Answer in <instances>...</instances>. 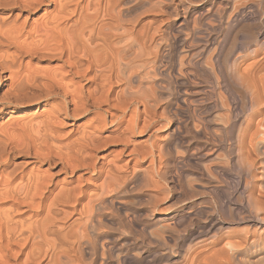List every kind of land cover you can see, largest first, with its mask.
Instances as JSON below:
<instances>
[{
	"label": "bare ground",
	"instance_id": "obj_1",
	"mask_svg": "<svg viewBox=\"0 0 264 264\" xmlns=\"http://www.w3.org/2000/svg\"><path fill=\"white\" fill-rule=\"evenodd\" d=\"M254 1L0 0V264H264Z\"/></svg>",
	"mask_w": 264,
	"mask_h": 264
},
{
	"label": "rangeland",
	"instance_id": "obj_2",
	"mask_svg": "<svg viewBox=\"0 0 264 264\" xmlns=\"http://www.w3.org/2000/svg\"><path fill=\"white\" fill-rule=\"evenodd\" d=\"M176 1H179V0H176ZM183 2L185 3V4H188V3H186V0H183ZM254 2H256L257 4H258V0H255ZM158 6H161L160 5V3H159V5ZM157 6V7H158ZM190 6H192V7H194V6H196V5H190ZM247 6V5H246ZM245 6V4H243L242 5V7H246ZM39 14H41V13H39ZM39 14H37V15H35V17L34 18H37V16L39 15ZM167 18V19H166ZM166 18L164 17L163 19H165V22H170V23H173V19L172 18H170V19H172V20H169L168 19V16H166ZM241 26V28H239L238 30H239V40H240V43L242 44V43H244L245 41H247V42H250V44H251V38L250 37H247L248 35V33L249 32H244V31H247L246 29H247V27H246V24H244V25H240ZM164 28L162 27V30H163ZM168 30H170V29H168ZM243 30V31H242ZM245 33V34H243V33ZM244 37V35H246L244 38L242 37V36ZM163 36V35H162ZM162 36H160L161 37V39L163 38ZM160 37L158 36V38L160 39ZM241 37V38H240ZM244 39H247V40H244ZM239 40H238V44H240L239 43ZM242 40H244L243 42H242ZM54 65L52 64V65H50V66H47V67H53ZM223 102H224V105L226 106V104H225V100L223 99ZM227 103V102H226ZM225 106H223L224 108H222V110H220L219 111V113L221 112L222 113V116H221V113L219 114L221 117H222V119H223V121H225L226 120V117L225 116H223V114L224 115H228V114H225V112L226 111H228V107H229V105L227 104V110L225 111ZM36 109L35 108H30V109H28V111H26V113L22 116V115H19L18 116V118H22V117H24L25 118V120H26V122H32V126H36L37 125V123L36 122H41L40 120V118H36V117H38V114L40 113V111H42L43 110V108L42 107H40L39 109H38V113H36L37 112V110L35 111ZM223 111H225V112H223ZM226 113H228V112H226ZM236 114L239 116L240 114H239V111L237 110L236 111ZM169 116V117H168ZM241 116V115H240ZM168 119L170 118V115L168 114L167 116H166ZM8 118V116H5L3 119H2V121L0 122V124H2L6 119ZM85 120L86 119H84V120H80V121H78L77 122V124H82L83 122H85ZM30 122V123H31ZM34 124V125H33ZM36 124V125H35ZM114 127H108V130H112ZM156 128V127H155ZM151 129L150 131H147L146 133H144V134H142L141 136L140 135H138V134H136V135H134V136H132L130 139H131V141H133V143H135L134 145H136L137 146V144L136 143H138V146L140 145H144L143 146V148H146L145 147V145L146 146H148V144H150L149 142H151L150 140H152V136L153 135H159V136H163V137H161V139H163L164 137H166L165 135L166 134H164V133H166V129H162V130H159V131H155L156 129ZM69 130V131H68ZM63 132H61V134L60 135H62V137H61V139L62 140H64L67 136H70V135H72V134H74L75 133V126L73 125L72 127H70V128H66V129H64V130H62ZM33 131H31V135L32 136H35V132H33ZM65 132H68L67 134H65ZM70 133V134H69ZM149 133H151V134H149ZM156 133V134H155ZM64 136V137H63ZM66 136V137H65ZM151 136V137H150ZM148 137V138H147ZM150 139V140H149ZM148 140V141H147ZM195 140V139H194ZM197 140V141H196ZM195 141L196 142H199V143H201V141L202 140H204L203 138H201V140L200 139H196ZM199 140V141H198ZM51 141H53V140H50V144H51V146L54 148L55 146H56V144H58V146L60 147V145H59V141H57V140H54L53 142V144H55V145H52V142ZM136 141V142H135ZM145 141H147V142H145ZM194 141V142H195ZM57 142V143H56ZM57 146V147H58ZM55 149V148H54ZM56 150V149H55ZM112 150H118V148H113V149H109V150H106L109 154H110V152L112 151ZM106 151H103V152H101L99 155H101L103 158H110V160H109V162H111V157H113V155L112 156H109V154L106 152ZM110 151V152H109ZM176 153H181L179 150L176 152ZM101 157V158H102ZM106 159H105V164H107L106 162ZM102 161H99V163H101ZM184 168L186 169V170H189L190 168H188V166H184ZM169 172H171L172 170L171 169H169L168 170ZM190 178H192V177H190ZM161 181V179H159V182ZM162 181H164L163 179H162ZM234 182H236V181H234ZM162 185H164V186H167L166 185V182H160ZM198 184V183H197ZM165 221H162V222H159V224L157 225L158 227H154L153 229L156 231L154 234L155 235H157V236H155V237H157V239H160V240H165V234L164 233H162L161 231L163 230V226L165 225ZM168 224V223H167ZM159 226H160V229H159ZM162 229V230H161ZM153 230V231H154ZM161 230V231H160ZM135 235V236H134ZM134 236V237H133ZM132 237L133 238H139V235L137 234V233H133L132 234ZM159 237H161V238H159ZM171 244V243H170ZM171 253H172V255L175 253L174 251H173V249L171 250Z\"/></svg>",
	"mask_w": 264,
	"mask_h": 264
}]
</instances>
